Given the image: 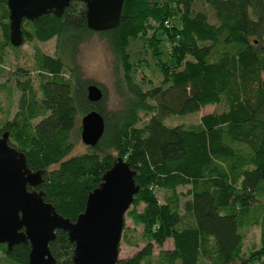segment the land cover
<instances>
[{
  "label": "trees",
  "instance_id": "obj_1",
  "mask_svg": "<svg viewBox=\"0 0 264 264\" xmlns=\"http://www.w3.org/2000/svg\"><path fill=\"white\" fill-rule=\"evenodd\" d=\"M204 3L209 10L197 8L195 0H126L120 26L96 33L88 27L85 5L74 0L62 17L24 21L23 46L55 40V54L35 47L32 69L18 68L14 87L0 80V99L4 91L20 93L14 115L12 106L0 107V138L8 133L29 169L45 171L37 190L58 214L75 222L118 159L136 172L140 192L126 216L143 228L147 245L118 264L264 259L259 199L264 195V0ZM9 17L7 1L1 0L0 79L5 48L22 47L10 43ZM95 34L115 58L122 100L115 110L109 109L103 87L100 102L89 100L94 83L78 63L83 44ZM148 49L161 65L158 85L136 81L142 50ZM209 106L224 110L190 127L167 124ZM93 111L104 118V135L87 153L68 158L81 137L83 117ZM53 166L58 168L50 170ZM181 188L188 190L179 195ZM159 191L170 195L163 203ZM256 225H262V247L246 257V233ZM168 240L173 248L155 258V245L162 248ZM0 248L5 253L0 264H30V244ZM50 250L57 264H74L75 244L67 233L58 231Z\"/></svg>",
  "mask_w": 264,
  "mask_h": 264
},
{
  "label": "water",
  "instance_id": "obj_2",
  "mask_svg": "<svg viewBox=\"0 0 264 264\" xmlns=\"http://www.w3.org/2000/svg\"><path fill=\"white\" fill-rule=\"evenodd\" d=\"M1 1V0H0ZM10 11V43L24 44V21L44 15L62 17L74 0H6ZM85 5L89 29L96 33L120 26L126 0H79ZM102 89L88 88L91 102H100ZM105 132L102 115L93 111L82 119V142L96 146ZM45 171L29 169L24 153L9 144V134L0 138V244L9 250L30 244V264H57L50 250L56 233L68 234L75 244L74 264H118L126 214L133 205L140 187L127 162L118 159L103 176L101 186L88 197L85 212L73 222L45 202L44 192L37 189L44 183Z\"/></svg>",
  "mask_w": 264,
  "mask_h": 264
},
{
  "label": "rangeland",
  "instance_id": "obj_3",
  "mask_svg": "<svg viewBox=\"0 0 264 264\" xmlns=\"http://www.w3.org/2000/svg\"><path fill=\"white\" fill-rule=\"evenodd\" d=\"M165 2L166 0H157ZM197 8H203L209 10V7L204 6L205 0H195ZM209 14L212 16L211 11ZM214 22V21H213ZM152 36V34H150ZM1 42V40H0ZM39 47L44 53L48 55L55 54L56 41L51 40L47 43H38L37 41H31L19 50H11L5 48V59L3 60V67L1 68V81L9 82V87H14L15 77L14 72L18 68L32 69L34 61V48ZM141 66L137 70L136 81L138 83L151 82L154 85H158L161 80V65L158 59L154 56L153 51L149 50L145 53L142 50V55L140 57ZM78 63L81 67L83 75L86 79L90 80L99 87H103L108 95V105L109 109H118L121 105V99L116 92V77H115V58L108 47L106 41L99 35L95 34L91 39L83 44L81 48V53L78 58ZM20 93L13 89L12 95L8 91H4L0 99V107L4 108L6 111L10 106L13 108V115L17 112L18 100ZM223 106H209L202 110L200 113L189 115L185 117H172L167 120L169 126H184L190 127L200 123L201 118L204 115L211 114L216 111H223ZM89 146L85 145L81 137L76 142L70 157L80 156L89 151ZM58 166H53L50 170L57 169ZM188 188H181L178 190V194L182 195L187 192ZM168 195L163 191L158 192V197L163 203L164 199ZM183 198V196H182ZM259 199L264 202V195H259ZM185 200L187 198L185 197ZM254 206L260 205V202L253 203ZM143 205L139 207L141 212ZM132 210V207L130 208ZM129 210V211H130ZM147 245V239L143 236V228H136L132 221L126 216L125 227L122 235V240L120 244V259H127L132 257L138 251L143 249ZM262 247V225H256L247 230L246 241L244 244V253L248 257L251 252L257 251ZM173 248V241L168 240L162 248H158L155 245L154 257L157 258L159 252L162 250H170ZM5 253L0 248V261L4 262ZM257 264H264V259Z\"/></svg>",
  "mask_w": 264,
  "mask_h": 264
},
{
  "label": "built area",
  "instance_id": "obj_4",
  "mask_svg": "<svg viewBox=\"0 0 264 264\" xmlns=\"http://www.w3.org/2000/svg\"><path fill=\"white\" fill-rule=\"evenodd\" d=\"M166 24H168V23H166Z\"/></svg>",
  "mask_w": 264,
  "mask_h": 264
}]
</instances>
